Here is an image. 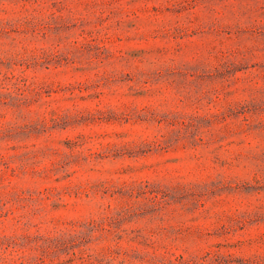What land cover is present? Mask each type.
Masks as SVG:
<instances>
[{
  "label": "rangeland",
  "instance_id": "1",
  "mask_svg": "<svg viewBox=\"0 0 264 264\" xmlns=\"http://www.w3.org/2000/svg\"><path fill=\"white\" fill-rule=\"evenodd\" d=\"M0 264H264V0H0Z\"/></svg>",
  "mask_w": 264,
  "mask_h": 264
}]
</instances>
